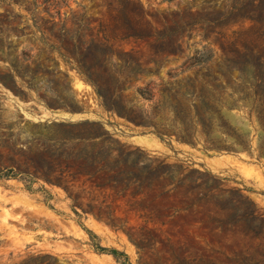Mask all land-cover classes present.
I'll list each match as a JSON object with an SVG mask.
<instances>
[{
	"label": "rangeland",
	"instance_id": "1",
	"mask_svg": "<svg viewBox=\"0 0 264 264\" xmlns=\"http://www.w3.org/2000/svg\"><path fill=\"white\" fill-rule=\"evenodd\" d=\"M125 261L264 264V0H0V264Z\"/></svg>",
	"mask_w": 264,
	"mask_h": 264
},
{
	"label": "trees",
	"instance_id": "2",
	"mask_svg": "<svg viewBox=\"0 0 264 264\" xmlns=\"http://www.w3.org/2000/svg\"><path fill=\"white\" fill-rule=\"evenodd\" d=\"M146 24H147V20L144 18V16H142L141 13H138V15H137L136 18L129 17L128 22L126 24V28L123 26V27H121L119 29H116V30L115 29H112V30H106V31L110 32V34L116 32L115 33L116 34L115 36H125V37H129V38L140 39V38H144V37H148L149 36L148 35L149 28L147 27ZM106 29H107V27H106ZM209 57L207 55V59ZM202 62H204V59H200V61H198L197 63H202ZM193 64H195V63L193 62V63L188 64L186 66V68L190 67ZM96 138H99V137L80 138L78 136H71L69 138H66L67 139L66 141H81L83 143L84 142H87L88 143V146H87L88 148L89 147L90 148H94V144H92L91 141H94ZM84 149H86V147L83 148V151H84ZM78 160H81L82 162L77 163L76 165H73V164H71L69 166L66 165V164L64 165V168H68L69 170H71V172H67L66 174H68L71 177H73L74 175H91V173H89V171L86 170V167L91 168L92 165H94L96 163H94V161H90L89 162V160H91V159L86 158V157H82V158L76 157L74 159V161H78ZM56 166L59 168L58 169V172L61 173L62 171L60 170V166L59 165H56ZM8 171L10 172V170H8ZM64 176H62V177H64ZM45 180L47 182H50L47 179H45ZM56 184H58V183H56ZM86 232L88 234H90V236L92 235V233H90V231H86ZM95 250L97 252H100V253H104V254H107V255H111L117 262H119V256L126 257L125 255H123L122 253H120V252H118L116 250L103 248V247H100L99 245H96ZM124 259H126V258H124ZM125 263H126V261L124 263H122V264H125Z\"/></svg>",
	"mask_w": 264,
	"mask_h": 264
},
{
	"label": "bare ground",
	"instance_id": "3",
	"mask_svg": "<svg viewBox=\"0 0 264 264\" xmlns=\"http://www.w3.org/2000/svg\"><path fill=\"white\" fill-rule=\"evenodd\" d=\"M78 86V85H77ZM79 87V86H78Z\"/></svg>",
	"mask_w": 264,
	"mask_h": 264
}]
</instances>
